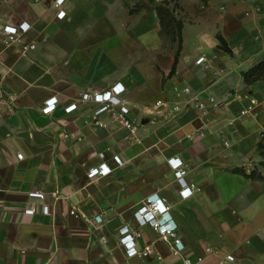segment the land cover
Here are the masks:
<instances>
[{"label":"crops","instance_id":"crops-1","mask_svg":"<svg viewBox=\"0 0 264 264\" xmlns=\"http://www.w3.org/2000/svg\"><path fill=\"white\" fill-rule=\"evenodd\" d=\"M55 2L0 0V264H264V77H244L264 59V0H64L62 18ZM166 2L182 23L174 70ZM117 83L135 134L118 107L95 117L83 101ZM172 157L199 188L188 199ZM102 162L112 172L90 179ZM150 195L170 206L179 254L135 218ZM124 225L154 254L128 256Z\"/></svg>","mask_w":264,"mask_h":264},{"label":"built area","instance_id":"built-area-1","mask_svg":"<svg viewBox=\"0 0 264 264\" xmlns=\"http://www.w3.org/2000/svg\"><path fill=\"white\" fill-rule=\"evenodd\" d=\"M64 0H56L55 8L58 9V18H62L65 14V11L62 10ZM30 25L26 22L20 23L19 25H5L2 28V34L5 37L6 42L12 43L15 41H20L21 37L24 33H26L29 29ZM29 49H34L35 45H29ZM125 91V87L122 83H117L113 85L107 91H98L90 95H86L84 100L92 99L95 102L100 104V107L95 111V117L101 112L111 110L113 111L115 107H118V111L114 112V116L122 119L123 125L126 129H128L131 133L135 134L138 130V125L134 120H131L127 117L129 113V107L126 106L125 102L121 99V95ZM185 92L189 93L190 89L186 88ZM58 102L57 97H50L45 101L44 106L42 107V112L45 114L52 113ZM257 103V101H254ZM77 108V103H71L68 105L65 110L67 112H71ZM178 108V107H177ZM248 113L247 110H242L241 115H246ZM99 123V121H96ZM22 158V155H18ZM100 156L104 158V153H101ZM114 161L118 165H123V160L120 156H113ZM169 163L174 170V175L179 184V196L181 199H188L191 197L196 190H199L198 186L188 181L185 178L187 171L184 168V163L180 158L172 157L169 159ZM112 172L111 167L106 163L102 162L99 165L92 167L87 176L90 179H94L99 176H106ZM34 208H28L25 210V213L32 214L34 213ZM135 218L140 225L149 224L166 242L172 244L173 249L176 254H179V248L182 246L181 239L177 235V223L173 219L170 213V206L167 205L166 199L160 197L159 195H150L146 197L141 205L135 212ZM120 242L124 246L126 254L128 256L141 255L143 257L151 256L154 254V251L145 247L140 249L137 244L136 238L141 235L140 232H132L128 225H124L120 230ZM159 260H161V256H157ZM229 260H232V256H228ZM184 264H193L192 260L188 257H185ZM199 261L202 260L201 257L198 258ZM222 264V263H221Z\"/></svg>","mask_w":264,"mask_h":264},{"label":"trees","instance_id":"trees-1","mask_svg":"<svg viewBox=\"0 0 264 264\" xmlns=\"http://www.w3.org/2000/svg\"><path fill=\"white\" fill-rule=\"evenodd\" d=\"M157 11H158L159 18H160L161 25H162L161 32H163L164 26H165V23H164V21H165V13L167 11H165L161 5L157 6ZM175 18L176 17L173 16L174 20H175ZM175 21L178 24V33H177L178 34L177 35V46H178V48H177V51H176L175 63L173 65V70L175 69L176 63L178 61V55H179V52H180V49H181V39H182V35H181L182 23L178 19H176ZM244 77H245V80H246L247 83H251L253 80H257V79H260V78L264 77V59L259 64H257L256 66H254L253 68L248 70L244 74Z\"/></svg>","mask_w":264,"mask_h":264},{"label":"rangeland","instance_id":"rangeland-1","mask_svg":"<svg viewBox=\"0 0 264 264\" xmlns=\"http://www.w3.org/2000/svg\"><path fill=\"white\" fill-rule=\"evenodd\" d=\"M165 11V26L163 32H161L162 37L165 39L166 44L176 53L177 49V33H178V24L173 19L174 12L173 9L177 6L170 4L169 2L161 5ZM172 17V18H171ZM175 17V16H174Z\"/></svg>","mask_w":264,"mask_h":264}]
</instances>
